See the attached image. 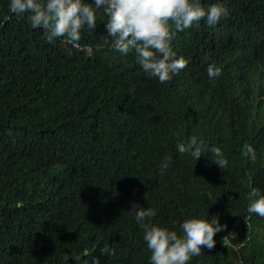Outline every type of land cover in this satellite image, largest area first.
Returning a JSON list of instances; mask_svg holds the SVG:
<instances>
[{
    "label": "trees",
    "instance_id": "trees-1",
    "mask_svg": "<svg viewBox=\"0 0 264 264\" xmlns=\"http://www.w3.org/2000/svg\"><path fill=\"white\" fill-rule=\"evenodd\" d=\"M213 3L225 14L176 32L187 64L161 83L103 42L102 11L73 45L0 0V264H149L134 218L146 207L177 232L196 214L226 225L189 264H264V217L246 211L264 190V0ZM190 135L229 168L179 153Z\"/></svg>",
    "mask_w": 264,
    "mask_h": 264
},
{
    "label": "clouds",
    "instance_id": "clouds-1",
    "mask_svg": "<svg viewBox=\"0 0 264 264\" xmlns=\"http://www.w3.org/2000/svg\"><path fill=\"white\" fill-rule=\"evenodd\" d=\"M8 7L17 16L26 15L32 28H43L48 42L66 37L73 45L80 41L82 31L94 33L98 12L102 11L104 19L101 21H105L106 29V34L101 36L103 42L122 55L133 53L145 76L161 83L171 80L187 64L186 59L173 50L176 32L202 19L208 25H215L225 14L221 5L213 3L205 8L201 0H92V3L88 0H9ZM221 72L214 64L207 66L209 79L219 77ZM175 148L195 161L205 154L221 169L229 168L222 149L207 144L197 135L177 141ZM242 153L251 161L257 158L251 144L245 143ZM158 167L165 172L169 160L164 159ZM247 199V213L264 217V190L253 187ZM156 215L157 209L152 207L139 208L134 214L150 252L149 264H189L202 249H212L215 234L226 227L214 216L209 219L196 214L183 219L177 232L153 222ZM101 251L106 253L107 249ZM80 259L79 256L74 258L76 264Z\"/></svg>",
    "mask_w": 264,
    "mask_h": 264
}]
</instances>
